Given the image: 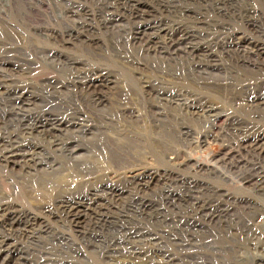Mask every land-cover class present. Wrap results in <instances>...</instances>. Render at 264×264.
Here are the masks:
<instances>
[{"label": "rangeland", "instance_id": "374dc122", "mask_svg": "<svg viewBox=\"0 0 264 264\" xmlns=\"http://www.w3.org/2000/svg\"><path fill=\"white\" fill-rule=\"evenodd\" d=\"M138 5L145 11L141 20L133 19L129 11V7L137 8ZM245 7L250 11V18L264 30V0H0V118H9L10 112L19 108H41L46 102L51 108L54 104L63 103L64 97H79L77 106L88 110L108 100L96 107L114 109L113 112L108 111L106 122L113 128L107 131L106 149L112 148L110 137L122 142V137L128 136L130 147L138 153L141 150V154L128 162H123L122 158L121 163L125 165L118 169L112 165L110 156L103 157L102 154L98 162H107L108 169L88 168L86 177L84 174L83 178L71 181L72 188L65 193V196H85L88 193L94 201H101L90 189L105 183L109 188L107 193L111 194L112 189H127L130 185L128 176L137 169L162 171L165 166L162 167L163 163L156 162L154 157L157 148L163 147L161 142L169 137L174 142L183 129L182 124L195 129L196 126L189 122H199L195 120L198 118L196 115L171 117L166 102L157 103L156 95L152 99L144 95V91L150 89L146 88L148 86H153L152 90L157 93L171 88L196 93V89L188 86L191 81L180 73L184 62L180 57L167 60L144 50L134 41L136 33L151 20H168L170 23L169 13L175 11L203 15L204 22L211 21L215 12L222 11L224 15L219 19H226L232 26L231 31L234 30V36L241 35L245 28L243 20H235L228 12L237 10L244 14L247 13ZM210 39L200 38L198 42ZM169 73L175 75L174 80ZM102 74L111 76L112 83H103L101 87L87 84L90 76ZM216 83L207 81L208 85ZM21 96L25 103L20 101ZM119 104L126 105L125 116L119 114ZM219 109L231 116L235 114L229 104H220ZM191 117L195 119L189 120ZM206 119L202 122L208 132L211 122ZM224 119L222 117L214 129L218 137H214L211 143L205 145L200 141L196 146L175 143L183 156L173 155L176 159L172 170L180 168L179 164L185 158L189 160V174L181 169L172 173L181 183L172 182L164 188L152 187L145 192L133 191L127 200L117 208H110L105 216L101 210L97 211V216L88 210L89 220L81 221L80 227L49 216L48 211L53 210L54 201L60 196L26 202L21 192L34 188L33 182L22 177L17 169L13 171L12 167L0 164V205L19 211L14 215L17 217L12 221L14 228L11 234L1 231L10 229L9 225L0 226V240L9 239L3 249L11 251L2 258L11 264H264V219L256 218L250 224L243 216L251 210L246 203L250 204L252 198L259 196L251 190L247 194L243 192V188L250 189V161L245 180L239 170L226 166L231 155L229 146L225 145L226 139H222L225 136L221 134L228 125ZM174 121L178 126L172 128V132L162 128L165 123ZM256 123L253 125L257 128H264L261 122ZM130 131L141 134L136 136ZM150 132L158 146L150 144V136L147 135ZM197 165L201 166L200 170L196 169ZM203 168L215 170L216 174L203 177ZM97 171L104 175L101 176L100 172L94 180L98 174L93 173ZM113 173L121 176L116 177ZM198 176L211 184L220 183L223 186L220 189L225 193L245 197L246 203L226 212L231 203L225 197L216 199L209 193L205 195L204 191L197 193L193 183ZM111 182L115 183L113 187L109 186ZM196 198L213 206L205 213L206 217H196L192 209ZM218 206L221 207L219 210ZM211 213L219 214L217 220L210 221L207 216ZM29 219L35 225L34 230L23 234L15 224ZM151 237H156V240L145 241ZM134 251L137 258L132 255ZM0 264H3L1 260Z\"/></svg>", "mask_w": 264, "mask_h": 264}, {"label": "bare ground", "instance_id": "6f19581e", "mask_svg": "<svg viewBox=\"0 0 264 264\" xmlns=\"http://www.w3.org/2000/svg\"><path fill=\"white\" fill-rule=\"evenodd\" d=\"M245 8L247 9V7ZM143 10V7L139 5L137 8L129 7L131 17L133 19L137 18V20L143 18L142 15L145 12ZM249 12V9L244 14L238 13L237 10L228 12L235 20H243L244 22L245 28L243 27L242 34L235 36L232 34L234 30L231 31L232 26L227 23L226 19H219L223 14L222 11L215 12L213 19L208 22L202 20L203 15L175 11L169 13L170 23H168V20L166 22L151 20L148 21L149 23L142 25L140 31L136 33L134 41L139 43L144 50L158 54L167 60L180 57L184 61L180 73L186 80L191 81L188 86L196 89V93L189 90L175 91L173 88L161 89L158 92L162 94H159L152 90L153 86H148L146 88L150 89L144 91V95L148 96L149 99L156 95L155 100L157 103L166 102L167 112L171 117L196 115L199 119L191 117L189 120L195 119L199 122H189V124L196 126L195 129L182 124L183 129L178 138L175 137L174 142L173 138L170 139L171 137H169L161 142L162 149L157 148V154L154 155L155 161L163 163L162 167H168V170L164 169L165 167L162 171L137 169L133 172V175L128 176L127 182L130 185L127 189H112L111 194L107 193L109 188L105 183L90 189L101 201H94L95 199L89 197L88 193L85 196H65V193L72 188L71 181L83 178L84 174L86 177L88 168L102 171L108 169L107 162H98L102 154H104L103 157L110 156L112 165H115L117 169L120 165H125L122 164L123 162L134 160L139 157L137 154H141V150L138 153L130 147L131 141L128 136L122 137V142L110 137L109 141L112 148L106 149L104 140L108 136L107 131L113 128L106 121L109 115L108 111L113 112L114 109L107 106H103L101 109H96V107L107 103L108 100L103 103L99 102L97 106H93L92 110H88L77 106L76 101L79 97H64L63 103L54 104L51 108L48 107V102H46V105L41 108L35 110L19 108L18 110H12L9 118H0V164L6 168L12 167L13 171L17 169L22 177L29 178L34 185V188L23 189V192H21L22 198L31 203L34 202L33 200L38 201L39 199L60 196L55 199L53 210L48 211L49 216L53 215V217L61 218L76 227L85 218L89 220L90 213H88V210H91V213L95 216L98 215L97 211L101 210L103 211L102 215L105 216L111 210L110 208H117L122 201L127 200L128 195L133 191L138 193L148 191L152 187L154 189L161 186L164 188L167 184L180 181L175 174H172L174 171L172 168L175 167L174 160L176 157L183 156L180 147L175 143H190V145L195 146L200 141L205 145L211 143L214 137H218L214 129L217 128L218 122L224 117L228 121V125L224 127L221 134L225 136L222 139H226L225 145L229 146V154L231 155L226 166L230 169L239 170L245 180L250 161V189L249 187L243 188V192L246 191L247 194L251 190L259 196L252 198L250 204H247L245 197L225 193L220 189L223 187L220 183L211 184L199 176L197 180L195 179L193 187L198 189L197 193L198 191H204V194L209 193L211 196H216V199L221 196L225 197L231 203V207L226 208V212L233 211L240 203H246V207L249 205L251 210L243 216L250 224L256 218L264 219V128H257L256 125H253L254 122H257L256 124L261 122L264 127V30L262 26H258L250 18ZM70 14L72 13L70 12ZM205 18L206 16H204ZM190 23H193V25H190ZM240 28L242 27L240 26ZM200 38L211 39L198 42ZM174 76L170 75V78L174 80ZM111 80V76L103 74L99 77L90 76L87 79V84H97L101 87L103 83L107 85L112 83ZM209 80L217 83L208 85L207 81ZM19 99L25 103L22 96ZM220 104L231 105L235 111L234 116L226 111H221L219 109ZM119 105L117 107L119 114L125 116L127 113L126 105ZM205 119L211 122L210 131L208 132L204 130L205 125L202 122ZM177 126L178 124L174 121V123H165L162 128L172 132L171 129ZM131 133L136 136L141 134ZM147 135L150 136V144L159 145L152 136V132ZM132 141L136 143V139ZM174 154L176 157H173ZM122 158L123 162L121 161ZM179 167L177 170L181 169V171L190 173L188 171V159L185 158L179 164ZM200 167V165H197L196 169L200 170ZM102 171L93 173V175L98 174L94 180L100 176V172L101 176L104 175ZM201 173L202 176L206 174V177H209L215 175L216 171L204 170L203 168ZM113 174H116V177L121 176V174ZM130 174H132L131 171ZM182 175L186 177L185 173H182ZM196 176L195 178H197ZM114 185L115 183L111 182L109 186L113 187ZM190 189H192V186H190ZM172 204L175 205V203ZM207 204L206 202L205 204L201 203L198 198L195 199L192 209L196 217L198 215L206 217L205 213L212 210L211 203ZM217 204L219 205V203ZM219 208L221 207L218 206V210ZM17 211L5 204L0 205V226L1 224L10 226L8 230H1L4 234L9 235L8 233H12V228H14L12 221L17 217L14 216ZM207 217L210 221H215L219 214L211 213ZM219 223L221 224L222 221H219ZM15 226H18L23 234L33 231L35 227L30 219L25 223L19 221ZM32 235L34 238L35 234L32 233ZM263 236L264 232H262V238ZM155 238L151 237L145 241L150 243ZM8 242L9 239L0 240V260L3 264H11L2 258L4 254L7 252L10 254L11 252L8 248L3 249L8 245ZM132 255L135 258L138 257L135 251Z\"/></svg>", "mask_w": 264, "mask_h": 264}]
</instances>
